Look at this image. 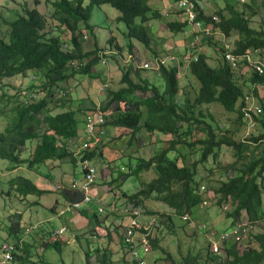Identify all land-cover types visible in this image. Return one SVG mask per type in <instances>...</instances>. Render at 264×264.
Returning a JSON list of instances; mask_svg holds the SVG:
<instances>
[{"label": "trees", "instance_id": "obj_1", "mask_svg": "<svg viewBox=\"0 0 264 264\" xmlns=\"http://www.w3.org/2000/svg\"><path fill=\"white\" fill-rule=\"evenodd\" d=\"M166 1L174 4L177 0ZM226 1V6L215 13L217 23L213 21L212 16L202 11L198 13L199 21L204 25L213 24L214 30L222 32L229 40L237 35L238 39L233 40L232 43L233 53L236 55L257 56L264 52V31L251 26L258 10L264 9V0H250L248 3H243L242 7L234 4L232 0ZM47 2L53 9L51 17L54 23H50L49 18L37 10L36 6L39 3L36 0L35 7L25 4L24 12H17L10 19L4 18L0 11L1 89L9 88L5 81L18 75L23 79L28 78L31 71L35 75V79L29 80V86L17 90V95L9 96L5 92L6 94L0 97L1 102L7 100L14 104L9 122L0 131V159L8 161L9 169L13 171L22 165L34 170L47 165L48 161L57 160H68L76 169L79 167V154L70 147V143L72 139L79 138L81 123L78 112L69 105L71 93L63 95L60 91L62 86L68 84L76 74H95L93 69L96 63L107 54L99 49L95 40L91 48H85L88 32L92 34L94 32L91 23L94 8L108 5L115 9L119 13L116 21L125 26L124 36L129 40L135 39L143 43L154 56L160 55L155 46L156 38L148 25L152 20H158L161 15L159 10H154L150 6L149 0H89L88 6L84 5L85 0H47ZM174 14L177 15L176 12ZM2 23L8 27L6 36L2 34ZM166 27L176 36L187 29V24L178 22L176 18L168 22ZM108 41L109 44L115 42V50L121 53L123 48L116 42L114 36ZM204 45L214 46L222 54L216 66L209 63V56L203 51L198 52L197 59L187 65V70L199 85L193 98L183 95L182 101H177L180 84L176 66L159 67L157 74L162 82L160 86L150 81L144 74L145 69L137 67L132 59L128 61L126 68L120 67L121 87L118 90H108L105 101H102L100 107L92 101V107L84 111L85 113L88 111L89 114L96 113L99 108L104 115L102 124L104 127H121L129 129L132 134H138L143 130L151 136H158L159 141L161 137H166L164 139L168 140V147L156 150L149 158L139 157L135 165L129 166L130 173L124 172L118 179L139 176L150 170L155 171L157 177L136 193H122L125 204L116 208L121 214L127 205L145 209V204L149 200L162 202L172 210L171 214H162L160 217L161 227L164 225L169 233L175 231L174 219H180L184 215L189 216L191 220L195 218L204 194H209L210 203H215L219 207L229 205L226 219L230 221V227L225 231L241 222L243 213L247 215L248 224L254 228L264 222V101L260 103L259 98L260 88H264V74L249 69L252 74L245 85H249L251 89L250 93L246 94L236 79V71L245 66L244 62H241L238 69L233 68L224 58L222 43L220 40L215 41L213 37L205 40ZM134 47L135 43L131 41L127 49L132 53ZM109 53L115 54V51L111 50ZM112 59L117 61L116 56ZM78 61L84 65L80 69H75L71 63ZM139 92L152 95L145 98L139 96ZM251 94L256 96L260 110L251 112L255 129L250 132L245 130L241 139L237 134L240 132V126L248 124L244 107L247 105L246 96ZM210 103L222 104L229 112L236 111L239 122L237 126L231 129L206 122L204 120L206 115L200 107ZM57 110L58 112H55ZM107 112L108 114H104ZM195 130L204 132V135L189 139L192 138ZM137 137L136 139L140 140L139 135ZM33 143L35 145L32 154L23 157L22 151ZM101 146L103 147L99 144L82 150V157L93 160L102 156ZM180 146H184L187 152L180 150ZM222 146L232 148L235 156L234 161L223 168L226 173L225 180H217V185L214 187L200 186L198 167L204 165L209 157L217 159L218 151ZM170 151L178 155L171 157ZM193 152H199V157L189 161L188 156ZM82 174L81 171V177ZM51 180L53 181L54 178ZM7 185V195L12 193L13 197L19 199H28L30 196L40 199L43 195L52 193L40 189L33 180L21 175L11 178ZM201 187L205 189L203 194L200 192ZM64 195L68 196L70 202L82 200L80 192L66 190ZM115 199L118 201V197L114 195L113 200ZM35 202L36 205L40 203ZM82 211L84 210H80V214ZM155 215L154 212L145 211V216ZM119 216L124 221L127 218L126 214ZM10 217L11 225L8 230L13 238L11 242L16 246L13 262L31 264L28 253L30 245L24 239V235L28 232L24 225V228L20 229L21 216L13 214ZM91 218L96 228H103L104 220L98 210L94 211ZM48 225L52 223L40 225L36 232L38 231V234L44 232L47 233V237L51 236V231L56 228L52 226L49 230ZM195 227L202 235L209 231L207 226L199 223H196ZM108 228L107 236L110 242ZM162 230L157 229L153 232L155 235L151 237V248L165 253L160 247V238H158ZM114 232L123 249V256L116 264H127L128 250L123 242L124 228L117 226ZM220 233L216 232L215 238ZM30 235L34 236L31 233ZM243 241L246 245L240 249L239 245ZM243 241L224 242L223 245H219L218 254L213 253L209 245L202 250H188L178 259L168 254L167 259L170 264H264V231L252 230ZM39 247L40 254L44 253L42 255L36 253L37 259L41 264H47L45 253L49 249L61 252L62 242L60 238H50L43 241ZM20 249L23 250L24 255L17 254ZM96 252L100 254L101 264H115L110 259L111 252L108 247L99 246ZM90 257L91 254L87 252L85 264H91Z\"/></svg>", "mask_w": 264, "mask_h": 264}, {"label": "rangeland", "instance_id": "obj_2", "mask_svg": "<svg viewBox=\"0 0 264 264\" xmlns=\"http://www.w3.org/2000/svg\"><path fill=\"white\" fill-rule=\"evenodd\" d=\"M34 1L35 0H0V11L2 12L4 18L10 19L13 18L17 12L23 13L25 4H29L30 7H35ZM36 1H38L39 3V5L36 6L37 10L40 11L44 16H47L50 23H54L52 22L51 17L53 9L47 2V0ZM226 2V0H215L212 6L208 8V11L214 14L218 9H223L226 6ZM232 2L234 4H239V7H242L243 3H248L250 2V0H243V2L232 0ZM149 4L153 9H163V6H161V2L159 0H149ZM166 4L168 6H173V3L169 1H167ZM230 4L232 3L230 2ZM84 5L88 6L89 0H85ZM171 11L172 12L168 13V15H170V19L172 18V16H174L173 9H171ZM92 15L93 17L91 23L93 24L94 32L93 34L90 31L88 32L89 37L85 44V48H91L95 40L99 49L107 53L104 54L106 62L102 63L101 61H99L98 63H96L93 69L95 74L75 75V77L73 78L76 82L75 88L79 91L78 94L74 95V98L77 99L86 91L87 96L91 98L93 97L94 101L96 102L98 100V104L100 107L101 100L105 101L106 93L108 90H118L121 87V85H119L122 75L120 67L126 68L129 63L128 61L132 60V58L130 57H134V60L138 64L140 60L143 61L145 59H150L152 55L147 51L148 49H146L143 43L135 39L129 40L124 36L123 32L125 31V26L122 23L116 21L119 13L115 9L111 8L108 5H103L98 8H94L92 10ZM176 18L177 16L175 15V19ZM157 23H159L161 26L157 24L160 28V32H156V39H163V42H165V47L167 46V52L172 51L176 53V48L183 45L182 37L179 35H173L167 29L166 24L168 22L166 24H164V22L162 21H159ZM154 24H156V21L152 20V25ZM152 25L149 24L148 26L150 27V30L154 35L153 29L151 27ZM251 26L259 31H264V9L258 10L257 16L253 17L252 19ZM7 29L8 27L4 23H2V34H4V36H6L5 32ZM111 36H114L116 42L123 48L121 50V53H119L118 50H115V42L109 44L108 39ZM237 39L238 36L236 35L232 38L231 42L234 43V41H236ZM131 41L135 43V50L134 48H132V53H130L127 49L128 43H130ZM111 50L115 51V54L109 53L111 52ZM203 53H206L209 56V63L212 66H216L218 64L220 54H222L218 52V49H216L214 46L206 45H204ZM112 55L117 57V61H114V59H112ZM254 57L260 59L261 61L263 60L264 62V52H261ZM32 73L33 72L31 71L28 78L23 79L18 75V77L6 80L5 84L8 85L9 88H5L4 90H2L0 87V97H2L5 92L8 93L9 96L17 95L18 89L23 90L27 86H29V80L31 81L34 77V74ZM107 73H109V75H107ZM251 74L252 71H250L245 66L236 71V79L238 83L242 85L246 94L250 93L251 87L249 85H245V83L251 77ZM77 77H79V79H76ZM151 80L153 81V79ZM178 81L180 84V93L177 96V101L181 102L183 95H187L189 98H193V95L198 90L199 85L187 70V68L182 69V75H178ZM104 82L108 83V88L102 91L101 88ZM68 84L62 86V88L67 87ZM68 86L71 87V85ZM83 86L85 87L83 88ZM87 91H89V94L87 93ZM138 95L146 98L147 96H151L152 94H142L141 92H139ZM259 98L261 100L260 103H262V101H264V88H260ZM13 105V103L8 102L7 100H5L4 102L0 101V131H2L6 124L9 122L12 115L11 108L13 107ZM250 105L251 104H249V106ZM200 109L206 115L204 117V120L208 123H211L212 125L232 129L239 123L238 113L236 111H227L222 104H204L200 107ZM55 112H58V110ZM104 114H108V112ZM240 127L241 129L237 134V137L241 139H243V135L246 131L250 132L255 128L253 122ZM106 129L107 127H105V134L101 138L100 142V145H103V147L101 146L102 156L96 157L92 160V164L98 171L94 188L104 187V185H107L109 189L105 191L106 201L100 200V202H94L90 208V215L88 217H83V219H81L80 217L78 222V216L76 215H80L79 211L75 215L67 213L65 215L59 216V212L63 209L62 206L61 209L57 212L58 216H53L52 209L57 204L56 201H58L60 204L62 203L61 196L65 194L58 192L57 186L61 185V183L69 186L76 172H79V170L81 171L80 166L76 169V167L72 165V162L64 160L62 171H65V173L52 181L51 194H47L48 196L43 195L40 199H38V197L36 196H30L28 197V199H19L13 197L12 193L7 195V182L11 178L21 175L37 183L36 181H38V178L41 175L40 172L42 171V168L44 166L34 169L35 172L34 170H30L26 165L16 167L17 169L13 171L9 169L8 161L0 159V244L4 241L13 240L8 230V227L11 225L10 216L13 214H15L16 216L19 215L21 216L20 229L24 228V226L25 228L29 229V234L27 233L26 235H24V239L30 245L28 249V253L30 256L29 261L31 262V264H41L39 262V259H37L38 255H36V253H38L39 255H42L44 253L43 252L42 254H40L41 250L39 246L43 241L47 239L49 240L51 236L47 237V233L44 232H40L38 234V231L36 232V230L40 228L39 226L42 225L41 223H43L44 225L45 219L54 217L55 221L53 222V224L55 228L58 229L61 227H65L66 231L60 237V241L62 242L61 252H58V250L55 249H49L48 252L45 253V259H47L48 261L47 264H85L87 252L91 254V257L89 259L91 264H101L99 261L100 254L96 252L99 246L108 247L111 252V261L115 262V264L119 263V260L123 256V249L119 244L120 242L118 240L117 234L114 232V228H116L117 226H122V229L126 228V226L129 224V219L126 218L125 221L123 219L121 220V216H119V214L117 213L118 209H115L114 207L115 204H113V197L114 195L118 197V205H116V207L120 208L121 206H123V204H125V201L122 198V193L132 194L138 192L147 183L154 180L157 175L155 171L150 170L149 172H144L139 176L123 179L118 178L122 176L124 172L126 173L127 170H130L129 166L131 164L135 165L139 157L143 156L149 158L156 150L168 147L169 142L162 137L161 141H159L160 139L158 138V136H151L143 130L138 134H132L131 132H129V129L121 127H109L108 131H106ZM193 133L194 134L192 138L189 137V139H194L195 136L198 137L204 135V132L196 130ZM255 133L257 134L258 131ZM138 135L140 140L136 139L138 138ZM34 145V143L29 144L27 148L22 151V156L29 157L33 152ZM77 146L78 145L75 144L70 145V147L75 150H78L80 148L79 146ZM179 148L180 150L184 151V153L187 152L184 146H180ZM232 151V148L222 146L218 151L219 156L217 159H212L211 157H209L204 165L198 167L197 173L198 178L201 182L200 186H204L206 188L208 186L214 187L217 185V180H225L226 173L223 171V168L224 166L231 164V162L234 161L235 156ZM176 154L177 153H174V151L169 152V155L171 157ZM198 157L199 152H193L188 156V159L189 161H192L197 159ZM37 171L38 173H36ZM38 185L41 187L40 184ZM118 185L120 186L119 188ZM35 201H39L40 203L36 205ZM42 204L48 206V208H45ZM112 204L113 207H111ZM145 205V209L142 208V210H147V212H154L156 214L155 216L161 217L162 214L172 213V210H170L164 203L159 201L149 200ZM222 206L229 207V205ZM85 207L86 205H83L81 210H84ZM99 207H103L106 211L104 214H100L102 215V219L104 220L103 228H96V224L91 218L94 211L97 212ZM198 213L205 214V216L202 215V218L207 216L210 219L212 218V216L215 217V215H217L220 220H223V218L227 215V211L224 210L223 207H219L212 202L209 207H200ZM72 217H74V220L71 225L68 218H70L71 220ZM192 221L194 223H199L200 217L193 218ZM241 221L243 223H247V215L245 213H243ZM174 224L175 231L173 233H169L168 229L164 225H162V227L159 229H163L158 238H160V247L165 250V253L162 252V250L153 249L150 256L147 258L149 264H170L169 260L167 259L168 254H170L173 258L178 259L180 256H184L188 252V250H202L203 248L209 246L205 235H202L201 231L196 230V227H190L188 223L182 222L181 219H174ZM237 224H239V222ZM111 225H113V227H111ZM75 226L78 228H75ZM107 227H109L108 229L110 230V242L107 236ZM49 230H51V228H49ZM119 230L122 231L121 229ZM253 231H264V222L261 224H257V227L254 228ZM30 233L34 236H31ZM154 235L155 234L153 233V236ZM78 236H80L79 239ZM244 245H246L245 241H243L242 244L239 245V248L243 249ZM17 254L24 255V252L22 249H20L18 250ZM126 259L128 260L129 256H127ZM11 264L19 263L13 262Z\"/></svg>", "mask_w": 264, "mask_h": 264}, {"label": "built area", "instance_id": "obj_3", "mask_svg": "<svg viewBox=\"0 0 264 264\" xmlns=\"http://www.w3.org/2000/svg\"><path fill=\"white\" fill-rule=\"evenodd\" d=\"M242 1L243 0H237ZM215 0H177L173 6L177 13L178 22L187 24V29L184 32L180 33V36L183 39V53L182 59L185 63V67L189 64L190 61L197 59L198 52H202L204 48V41L213 37L215 41L220 40L224 47L225 59L231 64L235 69H238L241 62H244V65L248 69H253L259 72V74H264V62L260 59L255 58L251 54L236 55L233 53L234 45L231 42V39H227L222 32L214 30L213 24L204 25L203 22L199 21L198 13L200 11L204 12L208 16H212L214 22H218V19L215 14H211L208 11V8L212 6ZM134 59V57H130ZM102 63L106 62L105 58L101 59ZM134 63L137 67L143 68L145 70H152L158 72L159 67L161 66H176L178 70V75L181 70V60L180 56L176 55L175 52H165L158 56H152L148 60H143L137 64L134 60ZM71 65L75 69H80L84 63L82 62H72ZM35 79V75L33 77ZM108 87V83L102 85V91ZM66 89V90H64ZM72 89L70 87H64L61 89V94L65 95L70 93ZM247 105L244 107L246 114V120L248 123L253 122L251 112H258L260 106L257 103L256 96L253 94L246 96ZM249 104H251L249 106ZM104 123V115L99 111L95 113L87 114L85 127L83 134L87 140L85 145L77 152L79 154L78 164L81 167L82 178L80 180L74 179L67 190L80 192L82 194V200L79 202H69L63 209L59 212V216L70 213L75 215L78 211L81 210L83 205H91L96 201V195L94 186L97 180L98 171L92 164V160L88 158H83L81 151L88 148L89 146H95L100 144L102 135L104 133V128L102 124ZM255 126V124H254ZM255 129V128H254ZM130 172V171H128ZM65 189L63 185H59L57 190ZM204 187H201L200 192L203 194ZM209 194H204L202 199L201 207L205 208L210 205ZM224 210H229V207L223 206ZM99 214L105 213L103 207L98 208ZM123 213L126 214L129 219V224L124 230V239L123 242L126 245L128 250V262L127 264H149L148 257L152 252L151 248V237L153 232L161 228V218L155 216H145V211L141 208H136L132 205L126 206L123 209ZM182 222H189L190 227L194 228L196 223H193L189 216L184 215L181 217ZM186 222V223H187ZM254 229L251 224L243 223L242 221L239 224H235L228 231L220 233V235L215 238V234H206L207 241L210 245V249L213 253L218 254L220 252L219 245H223L224 242H242L249 233ZM26 232L29 231L28 228H25ZM66 231L65 227L54 229L51 231V238L57 239L60 238ZM16 252V246L11 241H4L0 244V264H11L14 259V253Z\"/></svg>", "mask_w": 264, "mask_h": 264}, {"label": "crops", "instance_id": "obj_4", "mask_svg": "<svg viewBox=\"0 0 264 264\" xmlns=\"http://www.w3.org/2000/svg\"><path fill=\"white\" fill-rule=\"evenodd\" d=\"M153 1H157V0H153ZM160 2H161V6H163V9L161 8V9H158L159 11H160V18L158 19V20H155L156 21V24H154V25H152V22L150 23V25H152L151 27H152V29H153V32H154V37L156 38V32H160V28H159V26L158 25H160L159 23H157V22H159V21H162V22H164V24H166L167 22H170V21H174L175 20V14H174V16H172V18L170 19V15H168V13L169 12H172L171 11V9H173V13H175L176 11H175V9H174V6H168L166 3H167V1H162V0H159ZM172 7V8H171ZM154 10H157V9H154ZM53 13V12H52ZM158 24V25H157ZM161 26V25H160ZM87 42V41H86ZM155 46L157 47V53L158 52H160V55L161 54H163V52H165V49H166V47H165V42H163V39H156V44H155ZM163 49V50H162ZM177 51H176V55H178V56H180V60H181V64H182V66H181V70H180V74L179 75H182V69L183 68H185V63L183 62V59H182V53H183V48H182V46H178L177 48ZM134 50H135V47H134ZM145 50V49H144ZM148 51V50H147ZM146 51V52H147ZM152 56H154V54L152 53V52H150V51H148ZM147 52V53H148ZM146 60H148V59H146ZM144 74L146 75V77L151 81V79H153V81L156 83V84H158V85H160L161 86V84H162V82L159 80V78H158V74H157V72L156 71H152V70H145V72H144ZM184 74V73H183ZM107 75H109V73H107ZM76 79H79V77H77ZM68 85H71V89H72V91H71V93H72V96H71V102H70V104L69 105H71L72 106V108L75 110V111H77L78 112V119L80 120V129H79V138L77 137V138H75V139H72L71 140V143H70V145H73V144H75V145H78L80 148L78 149V150H75V149H73L76 153L85 145V142L87 141V140H91V139H85V137H84V134H83V130H84V127H85V121H86V116H87V114H89L88 113V111L85 113L84 111L85 110H88V109H90L91 107H92V101H94V99H93V97L91 98V97H89V96H87V94H86V91L83 93V94H81L77 99H75L74 98V95H76V94H78V91L79 90H77L76 88H75V85H76V82H75V79H72V81L71 82H69V84ZM67 85V86H68ZM85 86H83V88H84ZM87 93L89 94V91H87ZM148 94H150V93H148ZM147 97H150V96H147ZM182 101V100H181ZM96 102V101H95ZM97 105L99 106V104H98V100H97ZM101 104H102V100H101ZM100 104V105H101ZM97 106V107H98ZM104 128V133H103V135H102V137L104 136V134H105V127H103ZM109 130V127H107V129H106V131H108ZM164 138H166V137H164ZM76 142V143H75ZM77 146V147H78ZM94 146H89L88 148H93ZM63 164H64V160H62V161H59V160H57V161H48L47 162V165H45L43 168H42V173L40 172V176H39V178H38V181H36L38 184H40L41 185V187L38 185V187L40 188V189H42V190H48V191H52V185H51V183H52V178H58V177H60L63 173H65V171H62V167H63ZM34 172H35V170H34ZM36 173H38V171L36 172ZM81 178V171L79 170V172H76V174H75V176H74V178L73 179H80ZM72 179V180H73ZM61 184H63L64 185V183H61ZM67 188H65V189H61V191L62 190H66ZM107 189H109L108 187H107V185H104V187H98V188H94V190H95V195H96V201L97 202H100V200H102V201H106L105 199H106V190ZM58 191V190H57ZM63 193H65V192H63ZM48 196V195H47ZM62 197V203L60 204L58 201H56V205H55V207H54V209H55V211H53L52 213H53V216H58V211L61 209V207L62 206H65L67 203H69L70 201L68 200V196H65V195H62L61 196ZM101 198V199H100ZM95 201V202H96ZM113 204H115V209H116V205H118V203H117V200L115 199L114 200V203ZM211 204V203H210ZM43 205V204H42ZM45 208H48V206H45V205H43ZM91 206H92V204L91 205H87L85 208H84V211H82L81 212V214L80 215H76V216H78V220H77V222L79 221V218L81 217V219H83V217H87V216H89L90 215V208H91ZM210 206V205H209ZM208 206V207H209ZM47 210H49V209H47ZM47 210H44V211H47ZM118 212V214L120 213L119 212V210H117ZM83 214V215H82ZM84 214H87V216H85ZM124 213H123V210H122V213L121 214H119V215H123ZM202 215L203 216H205V214H200V213H198L197 212V214H196V216H195V218L197 217H200V221H199V224H202L203 226H207L208 228H209V231H206V233L205 234H208V233H210V234H215L216 232H224L226 229H228L229 227H230V221L229 220H227L226 219V217H224L223 218V220H220L218 217H217V215H215V217L214 216H212V218L210 219V218H208L207 216L206 217H203L202 218ZM75 217V216H74ZM74 217H72V219L70 220V218H68L69 219V221H70V223H71V225H72V223H73V220H74ZM55 221V218L54 217H51V218H47V219H45V223H48V222H51L52 223V225H48V227L49 228H52V226H54V224H53V222ZM87 221V220H86ZM206 221V222H205ZM193 222V221H192ZM209 222V223H208ZM194 223V222H193ZM75 228H78V227H76L75 226ZM215 229V230H214ZM208 242V241H207Z\"/></svg>", "mask_w": 264, "mask_h": 264}, {"label": "clouds", "instance_id": "obj_5", "mask_svg": "<svg viewBox=\"0 0 264 264\" xmlns=\"http://www.w3.org/2000/svg\"><path fill=\"white\" fill-rule=\"evenodd\" d=\"M211 14H213V13H211ZM215 14V13H214ZM216 15V14H215ZM180 36V35H179ZM231 41H232V39H231ZM186 68V67H185ZM67 87H69V86H67ZM71 93V92H70ZM86 122V121H85ZM104 127V126H103ZM99 145V144H98ZM81 150V149H80ZM79 165V164H78ZM128 171H130V170H127V173H130V172H128ZM82 178V177H81ZM74 180V179H73ZM72 180V181H73ZM61 185H63V184H61ZM59 186V185H58ZM57 186V187H58ZM65 188L67 187L66 185H63ZM67 190V189H66ZM66 190H58V192H61V193H63V192H65ZM95 202V201H94ZM93 204V203H92ZM127 206H129V205H127ZM142 209V208H141ZM80 212V211H79ZM160 218V217H159ZM181 219V218H180ZM161 221H162V219H161ZM182 221V220H181ZM192 221V220H191ZM184 223H186V222H184ZM41 224H43V223H41ZM124 230H125V228H124ZM205 235V237H206V234H204ZM207 239V238H206ZM209 245V244H208Z\"/></svg>", "mask_w": 264, "mask_h": 264}]
</instances>
